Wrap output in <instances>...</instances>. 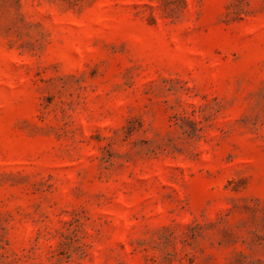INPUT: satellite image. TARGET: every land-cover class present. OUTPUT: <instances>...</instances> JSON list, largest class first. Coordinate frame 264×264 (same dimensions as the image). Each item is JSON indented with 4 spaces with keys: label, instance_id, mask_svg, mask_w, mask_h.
Here are the masks:
<instances>
[{
    "label": "rangeland",
    "instance_id": "rangeland-1",
    "mask_svg": "<svg viewBox=\"0 0 264 264\" xmlns=\"http://www.w3.org/2000/svg\"><path fill=\"white\" fill-rule=\"evenodd\" d=\"M0 264H264V0H0Z\"/></svg>",
    "mask_w": 264,
    "mask_h": 264
}]
</instances>
